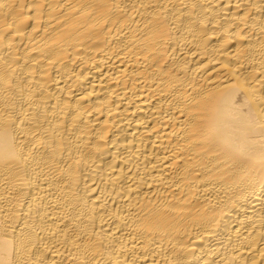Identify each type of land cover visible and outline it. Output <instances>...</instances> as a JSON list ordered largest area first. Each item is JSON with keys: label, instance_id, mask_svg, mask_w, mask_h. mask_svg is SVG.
Listing matches in <instances>:
<instances>
[{"label": "bare ground", "instance_id": "bare-ground-1", "mask_svg": "<svg viewBox=\"0 0 264 264\" xmlns=\"http://www.w3.org/2000/svg\"><path fill=\"white\" fill-rule=\"evenodd\" d=\"M0 264H264V0H0Z\"/></svg>", "mask_w": 264, "mask_h": 264}]
</instances>
